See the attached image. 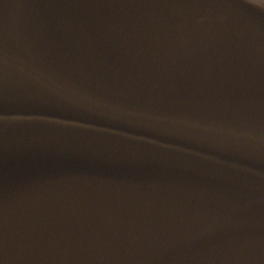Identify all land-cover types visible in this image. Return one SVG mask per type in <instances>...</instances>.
Returning a JSON list of instances; mask_svg holds the SVG:
<instances>
[{"label": "water", "instance_id": "obj_1", "mask_svg": "<svg viewBox=\"0 0 264 264\" xmlns=\"http://www.w3.org/2000/svg\"><path fill=\"white\" fill-rule=\"evenodd\" d=\"M4 264H264V0H0Z\"/></svg>", "mask_w": 264, "mask_h": 264}, {"label": "snow or ice", "instance_id": "obj_2", "mask_svg": "<svg viewBox=\"0 0 264 264\" xmlns=\"http://www.w3.org/2000/svg\"><path fill=\"white\" fill-rule=\"evenodd\" d=\"M0 119H2V114H0ZM2 251H3L2 238H0V264H4Z\"/></svg>", "mask_w": 264, "mask_h": 264}]
</instances>
